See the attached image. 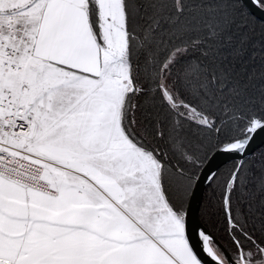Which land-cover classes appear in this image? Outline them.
<instances>
[{"label":"snow or ice","instance_id":"snow-or-ice-1","mask_svg":"<svg viewBox=\"0 0 264 264\" xmlns=\"http://www.w3.org/2000/svg\"><path fill=\"white\" fill-rule=\"evenodd\" d=\"M114 24L110 0H0V264H165L124 219L148 185L105 90Z\"/></svg>","mask_w":264,"mask_h":264},{"label":"trees","instance_id":"trees-1","mask_svg":"<svg viewBox=\"0 0 264 264\" xmlns=\"http://www.w3.org/2000/svg\"><path fill=\"white\" fill-rule=\"evenodd\" d=\"M123 6L132 90L121 125L157 159L165 199L183 217L210 155L264 123V22L241 0H123ZM234 171L220 169L206 186L199 217L233 259L239 261L242 251L246 262L263 264L264 145L230 188L247 236L229 230L223 211Z\"/></svg>","mask_w":264,"mask_h":264},{"label":"water","instance_id":"water-1","mask_svg":"<svg viewBox=\"0 0 264 264\" xmlns=\"http://www.w3.org/2000/svg\"><path fill=\"white\" fill-rule=\"evenodd\" d=\"M249 12L264 22V6L255 0H241ZM264 123L254 124L250 133L236 141L227 143L215 150L199 169L193 181L190 196L183 215V229L187 245L199 264H251L245 261L242 251L240 260L232 258L229 251L203 224L199 217L204 189L211 183L216 173L222 168H235L227 189H230L242 164L261 146L264 145ZM211 174V175H210ZM212 243L223 252L219 257Z\"/></svg>","mask_w":264,"mask_h":264},{"label":"crops","instance_id":"crops-1","mask_svg":"<svg viewBox=\"0 0 264 264\" xmlns=\"http://www.w3.org/2000/svg\"><path fill=\"white\" fill-rule=\"evenodd\" d=\"M110 10L113 14L115 24L112 25L110 33L111 49L110 57L115 63L121 65L123 60L127 64L126 79H122L121 70L119 67H112L116 75H106L105 78V90L107 92L110 106L115 104L116 112L121 116L123 102L126 94L128 93L126 85L131 83L129 75V64L126 60V48H127V32H126V14L123 6V0H110ZM103 53V49L101 50ZM104 56L101 55L100 62L103 63ZM119 61V62H117ZM114 64V63H113ZM117 70V71H116ZM111 68L109 73H111ZM115 93L118 94V98L113 102L111 96ZM119 120V119H118ZM122 129V130H121ZM118 131L126 141L130 143L136 150L145 151L136 144H134L123 131L121 122L118 121ZM158 207V215L149 218L148 220L142 219L141 223L137 220L125 217L127 224L133 228L139 230L143 228L145 232L151 234L158 241L159 247H156V251L159 256L165 262V264H199L193 257L184 236L183 229V217L176 214L169 206L162 188L160 187V202Z\"/></svg>","mask_w":264,"mask_h":264},{"label":"rangeland","instance_id":"rangeland-1","mask_svg":"<svg viewBox=\"0 0 264 264\" xmlns=\"http://www.w3.org/2000/svg\"><path fill=\"white\" fill-rule=\"evenodd\" d=\"M109 59L110 61H112V58L110 56ZM120 61L121 65H119V63H115L116 61L113 65L114 67H119L118 69L121 70L122 79H126L127 77L125 76L127 72V67L125 64L127 63L123 60ZM114 67L111 68L112 72H114ZM126 89L128 92L131 91L132 84L128 83L126 85ZM111 98L113 102H115L116 98H118V94L114 92ZM111 109L112 117L115 120V130L117 135L119 136L120 142L124 146L125 152L127 153V158L131 161L133 170L137 171L143 177V179L141 180V184L148 185L147 188H141V195L138 196L137 199L130 200L129 204L126 205L129 214L128 218L130 217L131 219L137 220L141 223L142 219L143 221L148 220L153 216H157L159 213L157 206H159L160 202V165L157 159L150 152L136 150L130 145L128 141H126V139L122 135L119 134L120 131H118V121L121 122V116H119L120 112H116L115 104L111 107ZM215 251L219 257H223L218 253L216 249ZM194 264L197 263L194 262Z\"/></svg>","mask_w":264,"mask_h":264}]
</instances>
